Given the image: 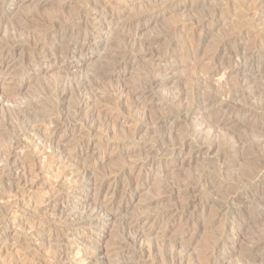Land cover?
<instances>
[{
    "label": "rangeland",
    "instance_id": "1",
    "mask_svg": "<svg viewBox=\"0 0 264 264\" xmlns=\"http://www.w3.org/2000/svg\"><path fill=\"white\" fill-rule=\"evenodd\" d=\"M21 1H23V3ZM86 2H85V0H47V1L0 0V34L2 33V36H3V37L0 36V44L10 42V44L13 46V49L18 51L21 49L22 44H24L26 42V39L28 37L31 38L32 35H35V36L39 35L41 30L38 28V26L35 25L36 23H34L35 22V20H34L35 14H36L35 17L40 16V17L47 19L49 17L51 18L52 16H58L59 14H62V12L64 11V14L59 15V17L60 16L62 17L64 23H67L70 25H75L84 16H90L91 13L92 14L93 13L98 14L99 10H98V12H96L97 9H94L92 7L93 2L96 6L97 2L100 5L103 3V0H86ZM88 2H89V6L87 5ZM110 2L109 3L112 4V6L117 2L115 4V6H113V7H117V5H118V7H119L118 9L123 12V16H122L123 19L126 20V19H131V17L134 14L143 10L144 7L147 8V7L152 6L154 4L155 0H127V1L126 0H124V1L123 0H110ZM36 3H37V5H36ZM168 3L169 4L166 5L167 7L166 6H162V7L157 6L158 7L157 8L158 15H157L156 19L154 21H152V23L149 26L144 25V27H143V24H142V25H139L137 27L136 26L131 27L130 28L131 31L128 30L129 28H124V30H123L124 33H126L125 31H127L129 33L137 32L138 35L136 36V40H137L138 36H139V39H143V38H147V37H154V35L161 33L163 36L165 35V37L163 39V41L165 43L164 45L173 44L175 46V47H173L174 48V54H173L174 56L172 55V59L173 60L175 59L174 61L178 62L177 64L180 66V67L178 66L177 71H176L177 77L175 80H177V81L173 82L175 84L171 83L172 87L169 84L168 86H166L162 89H159L160 91L158 90L155 94H157L158 98H161V97H164L165 94H168L167 92L172 90L173 88H177V87L182 88L183 87L184 90L187 89V90H185L186 92L184 91L186 94L184 93L185 99L183 102L185 103V105L188 104L187 106L190 105L188 108L194 107V105H192V103L193 102L195 103V101L197 102V99H199L198 101L210 100L211 96H212L211 93L214 91L217 95H222V96L225 95V97L227 95H228V97L231 96L230 99L232 100V102H231L232 109H231V113L228 115L239 120V122L238 121L236 122L235 126H237L241 131H243L242 133L247 136V140H250V141H247L248 144L245 143L243 145L244 148L242 147L245 150V152H244V150L243 151L241 150L243 152V154L246 153L247 155L244 154L245 155L244 156V155H241L240 153H238L236 155L237 157L236 156L234 157L236 159V164H234V166H230L229 168H227V170L224 169L223 170L224 172L220 171L219 170L220 168H218V167H220L219 165H220V162L222 161V159L218 158L216 153L213 152V154L210 156V158L204 160V162L201 160L202 162H200V163L198 161L195 164L193 163L189 166H185V168H186L185 170H183V168H179V164H175L176 165V166L174 165L175 170L172 169V173L168 177V179L172 178L171 176H173L174 174H176V175H178V174L179 175H181V174L182 175H184V174H189V175L195 174L196 175V173L200 172L199 171L200 169L207 171V173H210L211 175H213L215 178H217V180H220L224 183H228V184H232V185H237L238 184L237 179L244 176L245 179H247V180H245V182L242 186L236 188V190L238 189L239 192L244 194L245 200L242 202H239L240 204L238 203V204L228 205V207L226 208L227 210H225V212L222 214L221 219L226 220L228 218L238 216V214H239V216H246L247 214L250 213V210L246 211L244 207L249 206L250 202L252 200H255L254 199L255 195L253 196V193H255L256 191H260L261 190L260 188H262L261 191H263V194H264V180L261 179L262 177L264 178V132H262V129H260V125L264 121V118H263L264 117L263 116L264 115V67H263V64H264V48L263 47H264V45H262L264 43V40H263L264 39V0H259V1L258 0H176V1L175 0L174 1L169 0ZM174 3H175V5L176 4L177 5L175 6ZM119 4L121 7L119 6ZM99 5H98V7H100ZM108 6L110 7L111 5L108 4ZM86 12L88 15L86 14ZM37 13H38V15H37ZM67 13H68V15L74 14V15H71V17H73V18L71 19V17H68L66 15ZM101 14L104 15V13H101ZM26 16H28V18H30V19L27 20ZM124 16H125V18H124ZM102 17H104V16H102ZM202 17H203V19H202ZM196 18L199 19V22H198L199 25L198 24L197 25H198V27H201L202 30L201 29L199 30V28H198L196 30V32L193 33L194 32L193 28H196V27H193L197 23ZM76 19H77V21H76ZM198 19H197V21H198ZM30 22H32L33 26ZM192 22H194V24H192ZM204 22H205V24H204ZM200 24H202V25H200ZM188 26H190V28L192 30L191 29L188 30L189 29ZM18 28H19V31H18ZM94 28L92 29L93 32L98 31V30L101 31L100 33L108 32V29H106L107 28L106 24H98V25H95ZM140 28H142V29H140ZM174 29L176 30V32H174L175 31ZM20 30H22V31H20ZM24 30H27V31L25 32ZM29 30L31 32H29ZM239 30H245L247 32L248 36H247V39L246 38L244 39L245 41L240 42L239 39H238L239 40L238 41L234 38H232V39L228 38L231 35H233L234 33H237ZM177 31H179V32H177ZM187 31H189L188 34H187ZM9 33H11L12 35ZM15 33H16V37H13V34L15 35ZM31 33H34V34H31ZM28 34H29V36H28ZM19 36H20V38H19ZM25 37H26V39H25ZM200 37L203 39H201ZM15 38H17V39H15ZM226 38L228 40H226ZM261 38H263V39L261 40ZM21 39L25 40V42L23 40L21 41ZM166 39L169 40V43ZM183 39H185V40H183ZM186 39H188V40H186ZM250 39L253 40L252 42L255 45L253 43L250 44L251 43ZM2 40L5 42H2ZM6 41H8V42H6ZM193 42H195L196 45L203 47V48H201V50L202 49H204V50L201 52L205 51V52H207V55L209 56L206 59H204L202 61L203 63H201V64H198L197 61H195V57H193L194 60L191 57V56H194L193 49L196 47L195 43H193ZM222 42H224V43H222ZM233 43L234 44L236 43V44L234 45ZM247 43H249V44H247ZM19 44L21 46H19ZM244 44H246V46H244ZM47 45H50V43H48ZM248 46H250V47H248ZM189 47H191V48H189ZM230 47H233V48H230ZM26 48L27 47H25V51H27V53L29 51H31L28 49L26 50ZM176 48H178L179 50H177ZM239 48L242 50H240ZM181 49H182V51H181ZM244 49H246V51ZM248 49H250V50H248ZM85 51H86L85 55L82 56V58H79V60L77 59L76 67L72 68V69L65 68L64 63H61L60 61H59V63L50 64V67H47V64H48L47 62L39 60L37 62L24 63V66L26 65L24 72H22V74H20L18 77H16L14 79L15 81L11 80L9 82V80H7L9 78L0 77V82H1L0 83V86H1L0 92H3V94L0 93L1 94L0 95V152H1L0 157H2V155L6 154L5 152H7V151L11 152V155L9 157L10 160L8 159V161L6 163L1 162L2 167L0 166V229H1V232H0V264H31V263L32 264H104V260L106 259L105 254H107L106 252L113 249L116 246V244L118 243V241L121 239V235H122L123 229H124L123 223L121 222V219H118V218L115 219L112 217L109 219L108 224L99 223L97 225V227L99 229H96L97 231L92 232L89 229V223L78 221L79 218H75L76 214L72 215V212H70L69 214H67L68 212L64 213V214H58L60 211V208L66 207L67 204H71V203L76 202V203H81L80 205H83V204L90 202V200L95 199L99 194L98 193V190H99L98 189L99 188V185H98L99 182L98 181L100 180L102 175L103 176L105 175L104 176V184L102 186L103 192L106 190L107 186H109V185L114 188V191L116 194V198H114V200H113L114 206H115L114 209L117 206H119L120 204H125L127 206V209H128L127 210L128 214L133 216V215L140 214V213L144 212L145 210L146 211L154 210V208L156 209L159 206V205H152V206H147V207L145 206V202H147V200L150 198V196H153V197L156 196L155 195V192H156L155 185H158V182L159 181L162 182V180H163V178L161 179L160 175H158V174L154 175V174H155V172L160 170L162 167H164L163 161L165 159L163 158V156L158 157V156H154V155H151V159L149 161H147V164L145 163L144 167L142 168V174L145 177H147V175H145V173H148V172L150 173V175L148 174L149 175L148 181L150 180V177H151V180L149 181L148 185L144 186L142 189H139L138 191H135L136 193L133 194V198H127V199L122 200V202H120V197H118V195H119L121 189L123 188L124 184L126 183L125 180H128L130 177L136 176L138 174L137 173L138 167L135 168L134 173H132L131 175L130 174H125L124 176L121 175L117 179L118 182H117V180L115 182H113V181L111 182L112 173L114 172L115 169H117L120 166H127V165H129V162L131 163V162H134L136 160H141L140 157L141 158L144 157V152H142V150H141L142 146L144 144H146V142H148V139L150 138L151 134L149 133V131H146V129L139 131L136 134L134 132V130L136 131L135 128H137L138 125L141 123L140 117H141V111H142V108L140 107V105L139 106L134 105L135 100H133L132 98L130 100V98L124 97V99H122L121 102L120 101L115 102L113 100H110L107 102L106 98H104V95H106L105 93L106 92L108 93L110 87L112 90V87L114 88L116 86L115 84L118 85V84L123 83V82L124 83L127 82V83L131 84V83L137 82L138 81L137 77L142 76V74H140V73L144 72V70H145L144 66L148 65V61H143V62L141 61L142 63L140 61H138L135 63L136 65L134 64L132 67L128 66V68L124 72V76H120V77L115 76L112 78H106V77L99 78V77H97L96 74L99 71L100 66L105 61H108L111 58L106 56L105 54L101 55L99 48L97 50L96 48L88 46ZM225 52H226V54H225ZM235 52L238 55L235 54ZM250 52L254 53L252 55L253 58L249 54ZM130 53L132 55L133 54L136 55V52H130ZM227 53H229V54H227ZM232 53H233V55H232ZM244 53H246V54H244ZM185 54H186V56H184ZM262 54H263V56H262ZM169 55H170V53H168L166 59H169ZM235 55H237V56H235ZM256 55L259 58H257ZM233 56H235V57H233ZM176 57L179 59L177 60ZM220 58H221V60H220ZM211 59H213V61H211ZM222 60H223V62H222ZM180 61H182V62H180ZM216 62H218V63H216ZM196 63H197V65H196ZM205 63L206 64L207 63H209V64H211V63L215 64L216 63L217 65L220 64L219 65L220 67H223L225 65L224 69L228 66L231 67V65H232V67L233 66L235 67L238 65V66H244V67H247V68L250 67V68H249V73H247V75H246V78L244 77V75L239 74L240 72H238L236 74L235 73L236 71L232 74H225L226 76H220V77L217 76V77H213V78H208L206 71H204V69H203L206 66ZM199 65H201V67ZM255 65L257 67H255ZM230 67H228V69ZM142 70H143V72H142ZM252 72L253 73L255 72L257 75L256 76L251 75ZM248 74H249V76H248ZM198 76H199V79H198ZM201 76L203 79L201 78ZM238 76L239 77L241 76L243 82L241 81V78H239ZM19 77H20V79H19ZM251 77H252V80H251ZM257 77H259V78H257ZM243 78H245V79H243ZM135 79H136V81H134ZM190 79L192 81H190ZM239 79L241 82H239ZM248 79L251 81H249ZM4 80L7 83L3 82ZM80 80L81 81L83 80V82H81ZM18 81H20V82H18ZM96 81H97V84H96ZM100 82H101V84H100ZM187 82H189V85L187 84ZM194 83H196V85ZM209 83H211V84H209ZM240 83H241V85H240ZM18 84H19V86L16 87ZM86 84H87V86H89L91 88H95L97 93H98L97 94L98 96H95V99L91 98L89 100L90 105L86 108L87 110H85L83 112L85 117L83 116V114H81L80 118L82 120L85 119V121H86V118H87L86 114L94 111V113H96V114H94L96 121L101 122V120L102 121L105 120V117L108 115V116H110L109 117L110 119L107 118L108 116L106 117V119L109 120V124L107 126L108 128L106 126L102 128V126H100V124H98L96 129L94 128V130H91L90 134L87 135L86 133H89V132H87L86 127L81 125V120H78L79 124H78V122H76L74 124L72 123L73 124L72 125L71 123H69L72 120L70 117V118H68L69 120H67L69 123L67 125V127L60 128V129H58V131L57 130L54 131L52 129V127H53L52 121L55 120L54 119L55 114H52L50 116H48V115L50 113L54 112L53 109L57 105V102L59 101L58 100L59 97L63 94V95H65V98H68L66 100L67 101L69 100L68 104H67V101H65L64 102L65 104L63 103V105L60 106V110H62V108H63L64 111H67V110L71 111L72 110L71 107L75 105V100H77V97H78L77 95L79 94L78 90L80 91V89H81L80 87H82L83 85H86ZM7 85H10V87L9 86L7 87ZM12 85H13V87H12ZM186 85L189 86V88ZM190 85L191 86L195 85V86L193 88H191ZM252 85H253V88H252ZM5 86L7 89L5 88ZM249 86H250V88H249ZM200 87L202 89H200ZM209 87H211V88H209ZM169 88H172V89H169ZM10 89H11V92H10ZM107 89H108V91H107ZM193 89H195V91ZM12 90L15 93H13ZM200 90H201V92H200ZM202 90H204V91H202ZM222 90L224 92H222ZM68 91H69V95H67ZM163 91H166V92H163ZM7 92L12 93V94L10 95L8 93V95H7ZM77 92H78V94H77ZM199 93L202 95V97L200 96ZM215 93H213V94L215 95ZM157 96L155 95V97H157ZM1 97L3 98V100H1L2 99ZM75 97H76V99H75ZM193 97L194 98L196 97V98L194 99ZM189 98H191V99H189ZM237 98H239V99L237 100ZM102 99H103V101L104 100L105 101L103 102ZM235 100H236V102H235ZM123 101L125 103H123ZM71 102H73V104ZM126 102L128 105H130V104L131 105L128 106L126 104ZM120 103H121V105H120ZM49 105H51V107H49ZM64 105L67 107H65ZM119 105H120V107H119ZM185 105H184V107H185ZM52 106H54V107L52 108ZM121 106H126L127 109H129V110H127L126 107L124 108ZM187 106L185 107L186 109H187ZM132 107L134 109L136 107V109H135L136 111H133L134 109ZM137 107H139L138 108L139 110L137 109ZM45 108H47L46 109L47 111L44 110ZM92 108H94L95 110H93ZM121 108L123 110H121ZM185 108H184V110L186 111ZM238 108H240V109H238ZM232 110L234 112H232ZM250 110H252V111H250ZM110 111H113V112L111 113ZM97 112H98V116H97ZM107 112H110V113L107 114ZM116 112H117V114H116ZM218 112H219L218 109L215 110V108L213 106L209 105V107L206 106V108L205 107L203 108L200 106L199 110L196 113L198 115L204 113L203 114L204 116H209L212 119H217V116L219 115ZM103 113H105L107 115H105ZM131 113L134 116H132ZM135 113H136V115H135ZM32 114H33V116L31 117ZM43 114H45V115H43ZM197 114H193V115H197ZM248 114H249V116H248ZM123 115H126V116H123ZM176 115L178 117V121H176V123H177L176 127H177L179 132H187V130L189 131L194 126L195 120H194L193 115L188 116L187 119L185 118V115H184V119H183V113L182 112H178ZM53 116H54V118H53ZM135 116H136V118H135ZM123 117L125 120L123 119ZM245 118H249L250 120L254 121L253 122L254 127H252L251 129H248V130L240 127L241 125H243L242 121H244ZM34 119H36V120L33 121ZM110 120H112V122ZM134 123L136 124V127H135ZM178 124H179V126H178ZM37 125L38 126L40 125L39 126L40 131H39V134L36 136L35 132L33 133V131H31V129H32V127H35ZM131 125H132V127H131ZM78 126H81V127L78 128ZM82 126H83L84 130H83ZM98 127L100 130L98 129ZM75 128L77 130H75ZM225 128H223V129L221 128L217 133V140L219 143V149L220 150H228L230 148L229 142H228V140H229V128H226V129ZM78 129L83 131L84 134H83V132L81 134H79L77 132ZM106 129H107V131H106ZM108 129L109 130L112 129L111 130L112 132L108 131ZM126 129L128 130V132L126 131ZM252 129L254 131H252ZM97 130L99 132H97ZM102 130H104V131H102ZM144 131H146V132L144 133ZM106 133H109L110 135L109 134H107V135H109L110 137L109 136L104 137L103 135H105ZM255 133H257V134H256V136L253 137V135H255ZM29 134H31L32 136H30ZM120 134H123V135H120ZM146 134H147V136H146ZM34 135L36 136V138ZM91 135H93V136H91ZM100 135H101V137L102 136L103 137L100 138ZM37 137L39 138V140ZM45 138H47V139L51 138L50 141H52V144L50 141L45 140ZM225 138H227V139H225ZM18 139H19V141H18ZM42 139H43V142L41 141ZM105 139L108 140L109 144ZM131 139H134V140H131ZM55 140H58L59 143H62V144L56 145ZM15 141H16V143H14ZM80 141H84V143L85 142L87 143V144L85 143L87 145V149L86 148L85 149L80 148V146H79L81 143ZM257 141L260 143L262 142V143L257 144ZM220 142H221V144H220ZM106 144L107 145H119L120 144L122 152L120 151V154L116 155L114 157L105 158L106 152H104V145H106ZM261 145H262V147H261ZM40 146H41V149H40ZM60 146L66 148L67 151L69 153H71L73 156L74 155H78V157L80 156L79 157L80 163L81 162L82 163L91 162L93 164V166H92L93 168L91 169L90 175L88 177L81 178L82 176L77 175V173H73V171L69 167L67 161L64 159L66 161V162H64L62 160L63 158L62 157L60 158V156H58V154H57V152H58L57 150L59 149ZM246 147H248L250 149V151H248L249 149ZM55 149H57V150H55ZM28 150L30 152H28ZM37 152H38V154H36ZM218 152H219V150H218ZM27 153H29V154H27ZM185 155H187V154H184V156ZM26 156H28V157H26ZM33 159H35V160H33ZM36 160H37V162H36ZM150 162H152V163L150 164ZM22 163L24 164V166H26L25 163H27V166L29 165L31 167L30 168L29 166L28 167L26 166V168L28 170H30L32 172V175H33V176L31 175L32 178L31 177L29 178V180H31L30 183L32 182V185L29 187V184H27V183L26 184H20V185H18V188L16 190H10V188L8 187V184L14 182V180L16 178L15 172L21 173V171L19 169L17 171H15L16 169H14L13 172L11 173L9 169H10V167H12L13 165H16V164L19 165L22 169L24 167ZM32 163H33V165H32ZM64 163H66V164H64ZM203 163H205V164H203ZM32 166H33V168H32ZM178 168L182 169V170H179ZM136 169H137V171H136ZM34 170H37V171L35 172ZM107 172L108 173L110 172L109 175ZM151 173H152V175H151ZM176 175H174V176H176ZM248 175H249V180H248ZM246 176H247V178H246ZM254 176H257L258 178H260V183L258 186H256V184L253 183L251 180V178H254ZM198 182H197V185L199 187L198 188L199 190L197 191V193L199 195V198H201V197L203 198L207 193L206 188H205V184L203 181L202 182L198 181ZM250 182H252V183H250ZM261 182H262V185H261ZM21 185H23V186H21ZM259 186H262V187H259ZM253 187H254V189H252ZM145 190H146V192H145ZM196 202H197V209H198L197 213L198 214L202 213L203 210H205L204 214L206 213V211H208L209 214L204 215V218H206V216H207V220L210 218L211 214H213V213H210L208 208H210V210H212L213 208L214 209L217 208L214 205H213L214 207L206 206L205 208H203L202 199L201 200L198 199V201H196ZM214 209H213V211H214ZM191 210H194V208L192 207ZM63 216H65V217H63ZM263 216H264V214L262 215V217ZM200 218H201V216H200ZM263 218L258 223L255 224L256 226L254 225L253 227L248 228L247 232L244 230L242 233H238L234 230V228H230L229 230H226L224 232L225 235L223 234L224 236L222 239V241L226 240L225 241L226 243L224 244V245H226V248L223 247L219 252H217L216 256L212 260L213 264H221V261H223V264H227V261H228V264H243V262L245 264L246 263L245 259L247 257L246 251H247L248 244L250 245L251 242L253 243V242L259 240L258 239L259 237H260V239L262 237H263L262 239H264V236H262V235H264V219ZM186 222H189V223H186ZM196 222H200V220L199 219L198 220H196V219L192 220L188 214L187 216H184V218L182 219L181 222L175 224L172 228H167L168 229L167 231L170 233L173 231H176V230L178 231L180 225L190 224L191 226H188V227H190L192 232H193L194 228L199 225ZM201 222H202V220H201ZM260 225H262V226H260ZM215 228L216 229H213L212 231L215 232V234H216L219 230L217 227H215ZM162 230H165L164 226L159 225V224L154 226L152 229V233L150 234L151 238L148 236L149 240L153 243L158 242L160 244L159 234L161 233ZM211 232L208 233L209 236L204 234L202 236V238H200L199 240L204 241L207 237L212 236ZM228 241H230L231 243L229 244ZM158 243H156V245ZM89 244L100 245L101 248L99 247L98 252L94 255L92 253L91 245H89ZM158 248H159V246L157 245L155 251L153 253H151V255H149L148 258L146 257L143 260H141V264H169L171 261H170V259H168L169 256H167L168 255L167 251L165 249H163V250H165V251H163V250H160V248L159 249ZM259 252L264 253V251H261V250H259ZM132 256L133 255L129 254L126 257L125 256L122 258L120 257L119 260H120V262H124L125 264H132V262L136 261L137 259L140 260L139 258H136L134 256L132 257Z\"/></svg>",
    "mask_w": 264,
    "mask_h": 264
},
{
    "label": "bare ground",
    "instance_id": "2",
    "mask_svg": "<svg viewBox=\"0 0 264 264\" xmlns=\"http://www.w3.org/2000/svg\"><path fill=\"white\" fill-rule=\"evenodd\" d=\"M29 1H31V0H29ZM36 1H47V0H36ZM168 1L169 0H157V1L155 0L154 4L152 6L147 7V8L144 7L143 10H141V11L137 12L136 14H134L131 17V19H126V20L123 19V17H122L123 16V12L118 9L119 8L118 5H117V7H113V6H115V4L118 1L113 6H112V4H110L112 2V1L110 2V0H103V3L100 4V5L98 4V2L97 3L95 2L96 3V6H95V4L93 2L92 7L94 9H97L96 12H98V10H99L100 13L99 12H98V14H94V13L92 14L91 13L90 16H84L83 15L84 17H82L80 19V21H78V23H76L75 25H70V24L64 23L62 17L61 16L59 17V15L64 14V11L62 12V14H59L58 16H52L51 18L49 17L47 19L46 18H43V17H40V16H36L35 17V15H36L35 14L34 15V18H35L34 19L35 20L34 23H36L35 25L38 26V28L41 30V32H40L39 35H37V36L32 35V37L30 36L31 38H29L28 37L29 34H28V36H27L28 38L26 39V37H25L26 42H25V40L21 39V41L23 40L25 43L22 44V46L19 44V46H21V49L18 50V51H16L15 49H13V46L10 44V42L9 43H2V44H0V77H7V78H9V79H7V80H9V82L11 80H14L16 77H18L20 74H22V72H24V69H25V66H26V65L24 66V63H32V62H37L39 60H42V61L48 63L47 64V67H50V64L59 63V61H60L61 63H64L65 68H68V69L75 68L76 67L77 59L79 60V58H82V56L85 55V53H86L85 50H86V48L88 46H91L93 48H96L97 50L99 48L100 49V52H101V55H104L105 54L106 56H108V57L111 58L110 60L105 61L100 66L99 71L96 74L97 77H99V78H102V77L112 78V77H115V76H119V77L120 76H124V72L126 71V69L128 68V66L132 67L138 61H140V62L141 61L142 62L143 61H148V65L147 66L146 65L144 66V69H145L144 72L142 70L143 73H140V74H142V76L137 77L139 74L136 76L138 78V81L137 82L131 83V84L130 83H127V82L126 83L123 82V83H120L118 85L115 84L116 86L114 88L112 87V90H111V87H110V89L108 88L109 91L107 89L108 93L107 92L105 93L106 95H104V98H106V101L107 102L110 101V100H113L115 102H119V101L121 102V100L124 99V97L130 98V100H131V98L133 100H135L134 101V105H138V106L140 105V107L142 108V111H141V117H140L141 118L140 119L141 120V123L138 125L137 128H135L136 131L134 130V132L136 134L139 131H142V130H145L146 129V131H149V133L151 134L150 138L148 137L149 138L148 139V142H146V144H144L142 146V149L141 150H142V152H144V157L143 158L140 157L141 160H136V161L131 162V163L129 162V165H127V166H120L117 169L114 168L115 170L113 169L114 172L112 173V176H111L112 177L111 182L112 181L115 182L121 175L122 176H124L125 174H130L131 175L132 173H134L135 168L138 167V172H137L138 174L136 176H134V177H130L128 180H125L126 183L124 184L123 188L121 189L119 195L117 194L118 197H120V202H122V200L127 199V198H133V194L136 193L135 191H138L139 189H142L144 186H147L148 185L149 181L151 180V177H150V180L148 181V178H149L150 173L149 172L148 173H145L144 172L145 175H147V177H145L142 174V168L144 167L145 163L147 164V161H149L151 159V155L158 156V157L159 156H163V158L165 159L163 161L164 167H162L160 170H158L154 174V175H157V174L160 175L161 179L163 178V180H162V182L159 181L160 183L158 182V185H155V188H156L155 195L156 196L155 197L150 196V198L147 200V202H145V206L146 207L147 206H152V205H159L158 208H156V209L154 208V210H151L149 208L151 211H146V210L144 211L143 210L144 212H142L140 214H137V215H133V216H131V215L128 214V212H127L128 209H127V206L125 204H120L119 206H117L114 209L115 206H114V201L113 200H114V198H116V194H115L114 188L109 185V186H107V188L105 187L106 190L103 192L102 186L104 184V176L105 175L104 176L102 175V177L98 181L99 182L98 183V185H99L98 193L99 194H98V196L95 199L90 200V202H88L86 204H83V205H80L81 203H76V202L75 203H71V204H67L66 207H61L60 208V211L58 213V214H64V213H67L68 212L67 214H69L70 212H72V215H75L76 214L75 215V218H79L78 221L85 222V223H89V229L92 232L97 231L96 229H99L97 227V225L99 223L108 224L109 223V219L112 218V217L115 218V219L116 218L121 219V222L123 223V228H124L123 229V233L121 235V239L118 241V243L116 244V246L113 249H111V250H109V251L106 252L107 254H105L106 255V259L104 260V264H125L124 262H120L119 258L120 257L122 258L124 256L126 257L129 254L130 255H133L136 258H139L140 259V260L137 259L136 261L132 262V264H141V260H143L146 257L148 258V256L151 255V253H153L155 251L157 245L159 246L160 250L165 249L167 251V254H168L167 256H169L168 259H170V261H171L170 263L171 264H213V261L212 260L216 256L217 252H219L223 247L226 248V245H224L226 243L225 242L226 240L225 241H222L223 236L225 235L224 232L226 230H229L230 228H234V230L236 232H238V233H242L244 230L247 232V229L248 228L253 227L256 223H258L264 217V216L262 217V215L264 214V194H263V191H261L262 188H260L261 189L260 190L261 192L260 191H256L255 193H253V196L255 195L254 196L255 197L254 198L255 200H252L250 202V205L249 206L246 205L247 207H244L246 211H249L250 210V213L249 214H247L246 216H239V214H238V216L231 217V218H228L226 220L225 219H223V220L221 219L222 218V214L225 212V210H227L226 208L228 207V205L238 204L239 202H242V201L245 200L244 194H242L241 192H239L238 189L236 190V188L242 186L244 184L245 180H247V179H245L244 176L237 179L238 180V184L237 185H232V184L224 183V182H222L220 180H217V178H215L210 173H207V171L200 169L199 170L200 171L199 173H196L195 172L196 175L195 174H193V175H189V174H184V175H182V174L179 175L178 174V175H176V174H174L176 176L173 175V176H171L172 178H170L171 180L168 179V177L172 173V169L175 170V167H174L175 164H179V168H183V170H185L186 169L185 166H189V165H191L193 163L195 164L198 161H199V163L202 162V161L204 162V160L210 158V156L213 154V152L216 153V155L218 156V158L222 159V161L220 162V165H219L220 167H218V168H220L219 170L220 171H223L224 169L227 170V168H229L230 166H234V164H236V159L234 157L238 153H240L241 155L246 154V153L243 154V152H242L244 150L243 149L244 148L243 145L245 143H247V141H250V140H247V136L242 133L243 131H241L237 126H235L236 122L237 121L239 122V120L236 119V118H234V117H231L230 115H228V114L231 113V109H232L231 102H232V100L230 99L231 96L228 97L227 94H226L227 96L225 97V95L224 96L217 95L215 93V91H214V92L211 93L212 96H211V99L210 100H207V101H203V100L202 101H198L199 99H197V102L195 101V103L193 102L194 104L192 103V105H194V107H192V108H188L190 105L187 106L188 104L185 105V103L183 102L184 99H185L184 98L185 97L184 96V93L186 92L185 90H187V89L184 90V88L182 86L181 87L183 89L180 88V87L173 88V89L172 88H169V89H172V90H170V91L167 90L168 91L167 92L168 94H165V96L163 95L164 97H161V98H158L157 94H155L159 89H162V88L168 86L169 84L171 86L172 84H175V83H173L174 81H177L175 79L177 77L176 71H177V68H178L179 65L177 64L178 62L174 61L175 59L174 60L172 59V55L174 54V48L173 47H175V46L173 44H166V45H164L165 43H164L163 39H164L165 35L163 36L159 32H158L159 34H156L155 33L156 35H154V37H147V38L139 39V36H138L137 37V40H136V36L138 35L137 32H135V33H129L127 31H125L126 33H124L123 30H124V28H129L128 30L131 31V29H130L131 27H133V26H136L137 27V26L142 25V24H143V27H144V25H148L149 26L152 23V21H154L156 19L157 15H158V12H157V8L158 7L157 6H161V7L162 6H166V5L169 4ZM21 2L23 3V1H21ZM85 2H86V0H85ZM37 3H36V5H37ZM108 4L111 5L112 7L111 6L109 7ZM87 5L89 6V2H88ZM98 5L100 7H98ZM174 5H175V3H174ZM119 6H120V4H119ZM101 13H104V15H102ZM86 14H87V12H86ZM37 15H38V13H37ZM66 15L68 17H71V15H74V14H71V15L69 14L70 15L69 16L68 13H67ZM102 16H104V17H102ZM26 17H27V20L30 19V18H28V16H26ZM72 18L73 17H71V19ZM124 18H125V16H124ZM197 19L198 18H196V22L197 23L195 22L196 24L193 26V27H196V28H193V30H194L193 33H195L198 28H199V30L201 29V27H198V25H199L198 24L199 19H198V21H197ZM202 19H203V17H202ZM76 21H77V19H76ZM205 22H204V24H205ZM30 23L32 24V22H30ZM98 24H106V27H107L106 29H108V32H102V33H100L101 31H99V30L93 32L92 29L95 27V25H98ZM192 24H194V22H192ZM200 25H202V24H200ZM32 26H33V24H32ZM188 27H189L188 30H190L191 29L190 26H188ZM140 29H142V28H140ZM18 31H19V28H18ZM20 31H22V30H20ZM24 31L26 32L27 30H24ZM29 32H31V31L29 30ZM174 32H176V30ZM177 32H179V31H177ZM188 33H189V31H187V34ZM9 34H11V33H9ZM31 34H34V33H31ZM0 36H2V33L0 34ZM231 36L228 37V38H230V39L234 38L236 40L239 39L240 42H242V41H245L244 40L245 38L247 39V36L248 35H247V32L245 30H239L237 33H234ZM13 37H16V33H15V35L13 34ZM19 38H20V36H19ZM15 39H17V38H15ZM201 39H203V38H201ZM262 39L263 38H261V40ZM183 40H185V39H183ZM186 40H188V39H186ZM226 40H228V39L226 38ZM167 41L169 43V40H167ZM252 41L253 40H251V43L250 44L253 43ZM2 42H5V41L2 40ZM6 42H8V41H6ZM195 42H193V43H195ZM48 43H50V45H47ZM222 43H224V42H222ZM247 44H249V43H247ZM195 45H196V43H195ZM262 45H264V43ZM244 46H246V44H244ZM250 46H248V47H250ZM25 47H27L26 50L28 49V50H31V51H29L27 53V51H25ZM189 48H191V47H189ZM201 48H203V47H201L199 45H196V47L193 49L194 56H191L192 59H193V57H195V61H197L198 64L203 63L202 61L204 59H206L207 57H209L207 55V52H205V51L204 52H201V51L204 50V49L201 50ZM230 48H233V47H230ZM176 49L179 50L178 48H176ZM240 50H242V49H240ZM244 50L246 51V49H244ZM248 50H250V49H248ZM181 51H182V49H181ZM130 52H136V55L133 54L134 55L133 56ZM226 52H225V54H226ZM168 53H170L169 59H166ZM229 53H227V54H229ZM233 53H232V55H233ZM235 54H237V53L235 52ZM244 54H246V53H244ZM249 54L252 57V55L254 53L253 52H250ZM237 55H235V56H237ZM184 56H186V54ZM235 56H233V57H235ZM262 56H263V54H262ZM256 57H257V55H256ZM257 58H259V57H257ZM178 59L179 58H177V60ZM220 60H221V58H220ZM211 61H213V59H211ZM180 62H182V61H180ZM222 62H223V60H222ZM197 63H196V65H197ZM216 63H218V62H216ZM215 64H212V63L211 64H209V63L206 64L205 63L206 66L203 64L205 66L203 69H204V71H206V74H207V77L208 78H213V77H217V76H219V77L220 76H226L225 74H232L235 71H236L235 72L236 74L238 72H240L239 74L244 75V77L246 78V75H247V73H249V68H250V67L247 68V67L238 66V65L235 66V67L234 66L232 67V65L230 64L231 67L228 66V67H230L229 69H228V67H226L224 69V66L225 65L223 67H220L219 66L220 64L219 65H217V64L215 65ZM199 66L201 67V65H199ZM255 67H257V66L255 65ZM263 67H264V64H263ZM251 75L256 76L257 74L255 72L254 73L252 72ZM248 76H249V74H248ZM201 78H202V76H201ZM239 78H241V76ZM245 78H243V79H245ZM257 78H259V77H257ZM19 79H20V77H19ZM198 79H199V76H198ZM251 80H252V77H251ZM251 80H249V81H251ZM134 81H136V79ZM190 81H192V80L190 79ZM241 81L243 82L242 78H241ZM241 81L239 79V82H241ZM3 82H6V81L4 80ZM18 82H20V81H18ZM81 82H83V80ZM96 84H97V81H96ZM100 84H101V82H100ZM187 84L189 85V82H187ZM194 84L196 85V83H194ZM209 84H211V83H209ZM240 85H241V83H240ZM8 86L10 87V85H7V87ZM18 86H19V84L16 87H18ZM194 86H191V88H193ZM12 87H13V85H12ZM187 87L189 88V86H187ZM0 88H1V86H0ZM5 88H6V86H5ZM80 88H81L80 91L78 90L79 94L77 92V94H78L77 95L78 96L77 97V100H75V105L71 107V109H72L71 111L70 110L64 111L63 108H62L63 111L60 110V106H62L63 103L65 101H67L66 99H68V98H65V95H63V94L59 97V99H58L59 101L57 100L58 101L57 102V105L55 107L52 106V108L54 107V109H53L54 112L50 113L48 116H50L52 114H55V118L53 116V118L55 120L52 121L53 122L52 129L54 131L55 130L58 131V129H60V128L67 127V125L69 123H71V124L73 123L74 124V123L78 122V120H81V125H83L84 127H86L87 132H89V133H86L87 135L90 134L91 130H94V128L96 129V127H97L98 124H100V126H102V128L105 127V126L106 127L108 126L109 120L106 119V117L108 116L107 115L108 113H110V112L112 113L113 111L107 112V114L103 113V114H105L107 116L105 117V120H103V121L101 120V122L96 121V119L94 117V114H96V113H94V111L86 114L87 115L86 121H85V119H83L84 120L83 121L80 118L81 117L80 116L81 114H83V116H84V113L83 112L85 110H87L86 108L90 105V101L89 100L91 98L95 99V96H98L97 95L98 93H97L96 89L87 86V84L86 85H83ZM209 88H211V87H209ZM249 88H250V86H249ZM252 88H253V85H252ZM200 89H202V88L200 87ZM13 90H12V92H13ZM193 90L195 91V89H193ZM202 91H204V90H202ZM10 92H11V89H10ZM163 92H166V91H163ZM200 92H201V90H200ZM222 92H224V91L222 90ZM0 93L3 94V92H0ZM8 93L9 92H7V95H8ZM13 93H15V92H13ZM213 93H215V95ZM9 94L11 95L12 93H9ZM67 95H69V91H68V94ZM155 95L157 97H155ZM200 96L202 97L201 94H200ZM191 98H189V99H191ZM75 99H76V97H75ZM103 99H102V101H103ZM238 99L239 98H237V100ZM1 100H3V98ZM68 101H67V104L69 103ZM235 102H236V100H235ZM71 103L73 104V102H71ZM123 103H125V102L123 101ZM126 104H127V102H126ZM120 105H121V103H120ZM120 105H119V107H120ZM130 105H128V106H130ZM184 105H185V107L187 106V109L184 107ZM209 105L210 106H213L215 108V110L218 109V111H219L218 114L219 115L217 116V119H212L209 116H204L203 115L204 113H202L200 115H198L196 113L199 110L200 106L203 107V108L204 107L206 108V106L209 107ZM49 107H51V105H49ZM65 107H67V106H65ZM121 107H124L125 108L126 106H121ZM138 108L139 107H137V109ZM184 108L186 109V111L184 110ZM46 109L47 108H45L44 110H46ZM92 109L95 110L94 108H92ZM126 109H127V107H126ZM135 109H136V107H135ZM135 109L133 111H136ZM238 109H240V108H238ZM121 110H123V109L121 108ZM127 110H129V109H127ZM250 111H252V110H250ZM117 112H116V114H117ZM178 112H182L183 113V119H184V115H185V118L187 119L188 116L193 115V114H197V115H193L194 116V120H195V124H194V126L189 131L188 130H187V132H179L178 131V129L176 127V124H177L176 121H178V117H177L176 114ZM232 112H234V111L232 110ZM43 115H45V114H43ZM135 115H136V113H135ZM32 116H33V114L31 115V117ZM97 116H98V112H97ZM123 116H126V115H123ZM132 116H134V115L132 114ZM248 116H249V114H248ZM70 117H71L72 120L70 119L71 121L68 123L67 120H69L68 118H70ZM109 117L110 116H108L107 118H109ZM135 118H136V116H135ZM123 119H124V117H123ZM35 120L36 119H34L33 121H35ZM110 121L112 122V120H110ZM242 122H243L242 123L243 125L240 126L242 128H245V129L248 130V129H251L252 127H254L253 126L254 125L253 124L254 121L250 120L249 118H245V120L242 121ZM78 124H79V122H78ZM179 124H178V126H179ZM39 126L38 125L35 126V127H32L31 126L32 127L31 131H33V133L35 132L36 136L39 134V131H40ZM83 126H82V128H83ZM79 127H81V126H78V128ZM99 127H98V129H99ZM131 127H132V125H131ZM135 127H136V124H135ZM225 127L226 128H229V140H228V142H229V147L230 148L228 150H220L219 149V143H218V140H217V133H218V131L221 128L223 129ZM260 129H262V132H264V121L260 125ZM75 130H77V129L75 128ZM83 130H84V128H83ZM111 130L112 129H110V130L108 129V131L112 132ZM102 131H104V130H102ZM106 131H107V129H106ZM126 131L128 132L127 129H126ZM146 131H144V133ZM252 131H254V130L252 129ZM77 132L79 134H81L83 131H81V130L78 129ZM97 132H99V131L97 130ZM109 133H106L103 136L104 137L105 136H109L110 135ZM83 134H84V132H83ZM107 134H109V135H107ZM256 134L257 133H255V135L252 134L253 137L256 136ZM29 135L32 136L31 134H29ZM120 135H123V134H120ZM36 136H35V138H36ZM91 136H93V135H91ZM146 136H147V134H146ZM102 137L100 135V138H102ZM39 138H38V140H39ZM50 139L45 138V140H48V141H50ZM225 139H227V138H225ZM131 140H134V139H131ZM18 141H19V139H18ZM41 141L43 142V139ZM106 141L108 142V140H106ZM50 142L52 144V141H50ZM80 142H81L80 145H79L80 148L81 149H85V148L87 149V145H86L87 143L85 142L86 143L85 144L84 141H80ZM221 142H220V144H221ZM14 143H16V141ZM259 143L260 142L257 141V144H259ZM55 144L58 145V144H62V143H59L58 140H55ZM108 144H109V142H108ZM261 147H262V145H261ZM246 148H248V147H246ZM40 149H41V146H40ZM57 149H55V150H57ZM218 150H219V152H218ZM57 151L56 152H57L58 156H60V158L62 157L63 158L62 160L64 162L67 161V163H68L69 167L72 169L73 173H77V175L82 176L81 178H83V177L86 178V177H88L90 175L91 169L93 168L92 167L93 164L91 162H84V163L81 162L80 163V159H79L80 156L79 157H78V155H74L73 156L71 153H69L67 151L66 148H64L62 146H60ZM120 151L122 152V149H121V145L120 144L119 145H107V144L104 145V152H106V157L104 156L105 158H110V157H114L116 155H119L120 154ZM248 151H250V149ZM28 152H30V151L28 150ZM244 152H245V150H244ZM5 153L6 154H4V155H2V157H0V166L2 165L1 162H5L6 163L8 161V159H9L10 155H11V152L10 151H7ZM27 154H29V153H27ZM36 154H38V152ZM184 154H187V155L184 156ZM26 157H28V156H26ZM33 160H35V159H33ZM36 162H37V160H36ZM33 163H32V165H33ZM151 163L152 162H150V164ZM64 164H66V163H64ZM203 164H205V163H203ZM25 165L27 166V163H25ZM23 166H24V164H23ZM26 166H24L22 169L17 164L16 165H13L12 167H10L9 170H10L11 173L13 172L14 169H16L15 171H17L18 169L21 171V173H16L15 172L16 178H15L14 182L8 184V187L10 188V190H16L18 188V185H20V184H26L27 183V184H29V187L32 185V182L30 183L31 180H29V178L30 177L32 178L33 175H32V172L26 168ZM32 168H33V166H32ZM179 170H182V169H179ZM34 171L36 172L37 170H34ZM136 171H137V169H136ZM109 173H108V175H109ZM151 175H152V173H151ZM257 176H254V178H251L252 182L255 183L256 186H258L259 183H260V178H258ZM246 178H247V176H246ZM261 179L264 180L263 177ZM248 180H249V175H248ZM198 181H201V182L203 181L204 184H205V188H206L207 193H206V195L203 198L202 197L199 198V195L197 193V191L199 190L198 189L199 187L197 185V182ZM117 182H118V180H117ZM252 182H250V183H252ZM262 182H261V185H262ZM21 186H23V185H21ZM259 187H262V186H259ZM252 189H254V187ZM145 192H146V190H145ZM198 199H200V200L202 199V202H203V205L202 206H203V208H205L206 206H209V207L210 206L211 207L216 206L217 207L215 209L213 208L214 211H213L212 208H211L212 210H210V208L207 207L208 210L210 211V213H213V214H211V216H210V218L208 220H207V216H206V218H204V215L205 214H209L208 211H206L205 214H204L205 210H203V212L200 213V214L197 213L198 209H197V202L196 201H198ZM192 207L194 208V210H191ZM188 214H189V216H190V218L192 220H195V219L196 220H198V219L200 220V222H196L199 225L194 228L193 232H192L191 228L188 227V226H191L190 224L180 225L178 231L176 230V231H173L171 233L167 231L168 230L167 228H172L175 224L181 222L182 219L184 218V216H187ZM199 215L201 216V218H200ZM63 217H65V216H63ZM201 220H202V222H201ZM186 223H189V222H186ZM157 224L164 226L165 227V230H162L161 233L159 234V236H160L159 237L160 244L158 242H156V243H158L156 245V243H153V242H151L149 240V237H150V234L152 233L153 227L156 226ZM260 226H262V225H260ZM215 227H217L218 230H219L216 234H215V232L212 231L213 229H216ZM0 232H1V229H0ZM209 232L212 233V236L207 237V238L205 237L206 239L204 241L203 240H199L200 238H202V236L204 234L205 235H208ZM262 236H264V235H262ZM262 238L260 239V237H259L258 238L259 240H257V241L254 240L255 242H253V243L251 242L250 245L247 243L248 244V247H247V251H246L247 252V254H246L247 257L245 259L246 260L245 261L246 262L245 264H264V253L262 252L263 253L262 254L261 252H259V250L264 251V239H262ZM228 243L230 244L231 242L228 241ZM89 245H91V244H89ZM99 247H100V245H91L92 253L94 255L98 252ZM165 250H163V251H165ZM221 264H223V261H221ZM227 264H228V261H227ZM243 264H244V262H243Z\"/></svg>",
    "mask_w": 264,
    "mask_h": 264
}]
</instances>
